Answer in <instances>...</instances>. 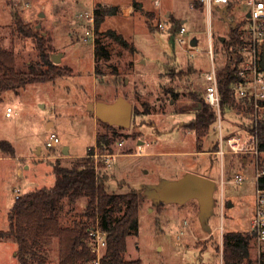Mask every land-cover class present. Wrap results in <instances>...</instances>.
<instances>
[{
  "label": "rangeland",
  "instance_id": "1",
  "mask_svg": "<svg viewBox=\"0 0 264 264\" xmlns=\"http://www.w3.org/2000/svg\"><path fill=\"white\" fill-rule=\"evenodd\" d=\"M28 1L30 6L24 10L12 0H0V44L15 53L18 69L27 70L28 65L40 61L35 39L16 29L17 14L47 38V52L61 54L59 65L70 67L72 75L60 77L55 83L8 90L0 96V140H8L16 148L15 157L0 151L4 156L0 157V231L9 229L8 213L16 197L54 186L55 161L71 166L95 146L97 133L104 128L90 113L88 103H112L124 96L138 113L129 128L118 132L121 136L117 141L123 145L112 144L110 159L98 151V162L106 165L99 172L108 176V192L123 194L135 189L146 196L138 229L127 240L126 259H140L142 264H223V236L232 231H251L256 211L255 172L262 155H226L222 163L212 151L218 142L215 128L212 126L202 138L198 149L196 135L186 123L195 117L192 93L205 92V73L227 64L225 41L230 24L216 11L209 16L197 0H158L160 6H155L154 0H94L91 7L88 0ZM92 7L115 11L105 18L93 41L84 40L87 22L82 18ZM168 8L174 11L170 17L164 15ZM245 14V8L235 7L228 18L242 21ZM177 17L186 21L182 44L175 42L179 32H171L173 26L176 30L181 26ZM164 21L168 27L159 29L158 24ZM108 30L122 35L135 50L117 43L107 35ZM97 38L110 57L94 63ZM193 39L196 46L191 45ZM8 108L12 116L6 115ZM243 115L224 113V132L227 127L233 131L243 128L247 121ZM52 132L60 143L48 149L45 144ZM63 146L70 150L63 152ZM188 173L215 182L209 217L201 214L197 199L184 204L155 202L157 189ZM236 174L244 177L241 185L235 181ZM221 196L225 199L223 213ZM86 203V199L74 204L64 200L62 226L84 219ZM181 232L184 235L179 240ZM17 249L13 238H1L0 264H20ZM42 254V260H35V264H59V239L51 238ZM251 255L252 264H257L255 243Z\"/></svg>",
  "mask_w": 264,
  "mask_h": 264
},
{
  "label": "trees",
  "instance_id": "2",
  "mask_svg": "<svg viewBox=\"0 0 264 264\" xmlns=\"http://www.w3.org/2000/svg\"><path fill=\"white\" fill-rule=\"evenodd\" d=\"M113 14L115 11L109 7L95 9L96 33L100 34L105 18ZM15 25L20 34L35 39L40 61L28 65L27 70L18 69L15 53L3 48L0 44V96L8 90H19L35 83H55L60 77L72 75L70 67L53 62L52 55L47 52L48 44L45 36L30 28L17 14H15ZM176 28L173 26L171 32H180L182 24L178 30ZM106 33L120 45L135 50V47L130 45L122 35L113 30H108ZM95 42L96 60L101 58L108 60L110 55L105 45L99 38ZM246 44L245 34L240 31V25L231 27L229 38L225 41L227 64L224 68L217 69V75L222 114L234 111L243 113V116L250 120L253 102L249 97L240 98L237 94L241 79L240 51ZM260 56H262L261 53ZM203 95L192 93L197 108L195 117L186 123V128L196 135L198 149L202 138L208 134L212 126L215 128L217 120L216 113L205 102ZM137 113L138 110L134 107L132 122ZM100 123L104 132L97 133L95 146L88 149L85 156L78 157L71 166L61 165L59 160L52 164L56 178L53 187L35 189L16 198L8 213L9 229L0 231V239L15 240L20 264H35V260H42L44 245L54 237L60 241L59 264H91L93 255L88 244L89 230L96 222H99L102 230L107 233V249L101 264H142L140 259L127 260L126 253L128 237L138 229L139 215L146 202V196L135 189L123 194L108 192V176L105 172H99V168H105L106 165L103 161H99L96 165L91 155L95 148L102 155H112L111 146L119 142L117 139L121 135L118 132L123 128L101 121ZM242 127L253 131L251 123L242 124ZM243 128L233 131L227 127V132H240ZM256 131L262 153L260 166L264 168V121L258 123ZM216 147L212 151H218L219 141ZM0 151L9 157L16 156L14 145L5 139L0 140ZM257 186L264 189V176L257 180ZM80 199L87 200L85 218L72 226H62L60 212L63 201L68 200L74 204ZM163 204L160 203V205ZM253 243L256 244V233L252 229L247 232L232 231L225 234L222 242L223 264H252ZM256 262L264 264V253Z\"/></svg>",
  "mask_w": 264,
  "mask_h": 264
},
{
  "label": "built area",
  "instance_id": "3",
  "mask_svg": "<svg viewBox=\"0 0 264 264\" xmlns=\"http://www.w3.org/2000/svg\"><path fill=\"white\" fill-rule=\"evenodd\" d=\"M15 4L19 5L21 9H28L30 3L28 0H12ZM201 3L209 16L213 11L220 14V9L226 8L232 10L235 7H243L246 9L244 19L238 23L240 31L245 34L247 44L242 47L240 54L242 55L241 69L239 75L241 77L240 83L237 88V94L240 98L249 97L253 102L252 117L246 118V123L252 124L253 131L243 128L240 132L226 133L224 132V118L221 111V97L218 87L217 69L212 67L204 75L206 82L204 100L212 107L216 113L217 120L215 123V130L218 132L219 148L214 152L220 157L223 163L226 155L233 156H254L258 158L262 153L260 151V144L258 140V133L256 127L260 121H264V69L261 67L260 53L262 54L264 47V0H197ZM155 5L160 6V2L155 0ZM193 8V5L191 4ZM87 22L85 31L86 40L95 38V8L92 7L82 14ZM167 24V25H166ZM168 27V22H161L158 28L164 30ZM186 33L185 26H182L178 37L175 38L179 44L184 43L183 35ZM212 52V51H211ZM7 116H12V109L8 108ZM60 140L58 136L52 132L46 141L48 149H55L58 147ZM120 146L122 142H117ZM90 149V148H89ZM113 156L110 154L104 157L110 159ZM98 164L99 153L98 149H94L91 155ZM107 159V161H108ZM259 163V160H258ZM264 176V168L258 165L255 177L256 180ZM235 181L238 185L244 182V177L241 174L235 175ZM222 183L223 180H222ZM17 198V197H16ZM222 213L225 208V199L221 196L219 201ZM251 229L256 233L257 254L260 257L264 253V189L257 186L256 189V211L255 216L251 221ZM183 234V233H181ZM89 249L93 255L91 264H101L103 256L107 249V233L102 230L99 222H96L89 230L88 239Z\"/></svg>",
  "mask_w": 264,
  "mask_h": 264
},
{
  "label": "water",
  "instance_id": "4",
  "mask_svg": "<svg viewBox=\"0 0 264 264\" xmlns=\"http://www.w3.org/2000/svg\"><path fill=\"white\" fill-rule=\"evenodd\" d=\"M225 11L226 8L220 9V16L228 22L231 27H235L237 23L231 22ZM37 27L40 28V25ZM224 40L225 39L222 37L221 41ZM191 45L196 46L197 40L193 39ZM52 60L55 64H60L61 54H53ZM261 67L264 69V47L262 51ZM88 108L90 113L103 123L123 129H127L131 126L134 107L124 96L117 97L112 103L103 101L89 103ZM65 149L63 152H65ZM38 152H40V149ZM214 191L215 182L212 179L195 173H188L179 180L169 182L157 189L154 199L156 204H184L191 199H197L201 214L205 217H209L214 205ZM229 206H231V203H229Z\"/></svg>",
  "mask_w": 264,
  "mask_h": 264
},
{
  "label": "crops",
  "instance_id": "5",
  "mask_svg": "<svg viewBox=\"0 0 264 264\" xmlns=\"http://www.w3.org/2000/svg\"><path fill=\"white\" fill-rule=\"evenodd\" d=\"M148 0H146V2H147ZM88 2H89V5H90V7L94 4V0H88ZM160 2V1H159ZM153 3L155 4V0L153 1ZM156 6V5H155ZM130 8H132V7H130ZM145 8H146V10H149V11H154V10H152L151 8H150V6L147 8L146 6H145ZM165 8H167V7H165ZM91 9V8H90ZM170 8H168L167 9V11H165V16L166 17H170L171 16V14L172 13H174V11H172V10H169ZM203 9H205V7L203 6ZM89 10V9H88ZM154 12H156V11H154ZM178 18V20L181 22V24L183 25L186 21L184 20V21H182V19H180L179 17H177ZM84 40H86L85 38H84ZM93 61H94V63H96L97 62V60H96V56H95V54H94V58H93ZM117 99V98H116ZM115 99V100H116ZM103 102H105V101H103ZM89 103H94V102H89ZM88 103V104H89ZM106 103H109V102H106ZM6 115H7V113H6ZM67 146H63L62 147V151L66 148ZM67 149L68 150H70V148L69 147H67ZM15 150H16V148H15ZM190 153V152H189ZM0 157H2V158H4V156H0ZM26 168H28L27 166H26ZM181 233H183V234H181ZM180 234H178V238H179V240L181 239V236H183L184 235V232H181ZM180 235V236H179ZM205 237H207V235L205 236ZM204 237V238H205Z\"/></svg>",
  "mask_w": 264,
  "mask_h": 264
},
{
  "label": "flooded vegetation",
  "instance_id": "6",
  "mask_svg": "<svg viewBox=\"0 0 264 264\" xmlns=\"http://www.w3.org/2000/svg\"><path fill=\"white\" fill-rule=\"evenodd\" d=\"M225 12L227 13V16H228V15H229V10L226 9ZM229 20H230L231 22H236V23H237L236 26L238 25L239 22H241V20H239V21H234V20H232V19H230V18H229ZM236 26H235V27H236ZM196 108H197V105H196ZM196 108H195V109H196Z\"/></svg>",
  "mask_w": 264,
  "mask_h": 264
}]
</instances>
